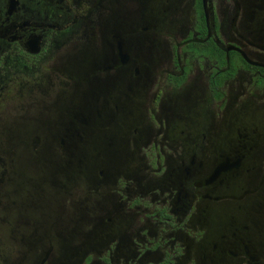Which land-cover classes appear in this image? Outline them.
Wrapping results in <instances>:
<instances>
[{"label":"flooded vegetation","instance_id":"af4514ba","mask_svg":"<svg viewBox=\"0 0 264 264\" xmlns=\"http://www.w3.org/2000/svg\"><path fill=\"white\" fill-rule=\"evenodd\" d=\"M119 2L0 0V120L6 102L15 118L17 98L33 101V93L82 90L74 95L77 106L87 91L98 96L110 82L141 81L127 20L114 6ZM188 13L184 34L165 37V67L147 107L154 137L142 150L154 179L145 188L117 180L112 190L129 217L125 232H108L81 249L75 264H264V140L258 144L245 126L237 127L224 148L197 157L178 142L165 104L184 84L188 97L190 80L218 118L232 108L238 114L243 104L264 108V0H188ZM204 41L217 50L181 49ZM58 145L63 150L61 134ZM20 251L6 255L20 264ZM49 254L42 248L29 264H52Z\"/></svg>","mask_w":264,"mask_h":264},{"label":"rangeland","instance_id":"374dc122","mask_svg":"<svg viewBox=\"0 0 264 264\" xmlns=\"http://www.w3.org/2000/svg\"><path fill=\"white\" fill-rule=\"evenodd\" d=\"M114 6L127 20L131 61L140 64L141 81L110 82L98 96H88L87 91L82 98L87 101L77 106L74 95L83 92L69 87L64 94L33 93V101L28 96L17 98L15 118L10 102L2 110L0 264H18L17 258L6 255L14 248L23 251L20 264H29L42 248H48L52 264H75L81 249L103 242L108 232H125L129 217L112 190L117 180L125 178L145 188L154 179L142 150L154 137L147 107L165 67V37L179 38L188 27V0H120ZM198 46L189 42L181 49ZM191 85L188 80V97L184 84L165 102L170 127L176 126L183 147L188 145L197 157L206 158L205 150L218 152L236 128L244 126L262 143L264 108L243 104L238 114L232 108L218 118L207 112L202 88ZM60 134L63 150L58 145ZM199 141L202 145L193 147ZM261 170L256 167L254 182Z\"/></svg>","mask_w":264,"mask_h":264},{"label":"trees","instance_id":"16d2710c","mask_svg":"<svg viewBox=\"0 0 264 264\" xmlns=\"http://www.w3.org/2000/svg\"><path fill=\"white\" fill-rule=\"evenodd\" d=\"M208 42L210 41H204L202 43H199L198 48L195 49V51H200V52H209V53H213L215 52L217 49L213 48L212 45L209 44V46H206V44H208Z\"/></svg>","mask_w":264,"mask_h":264},{"label":"water","instance_id":"95a60500","mask_svg":"<svg viewBox=\"0 0 264 264\" xmlns=\"http://www.w3.org/2000/svg\"><path fill=\"white\" fill-rule=\"evenodd\" d=\"M202 1H204V0H202Z\"/></svg>","mask_w":264,"mask_h":264}]
</instances>
